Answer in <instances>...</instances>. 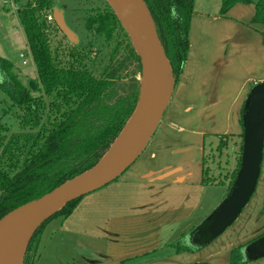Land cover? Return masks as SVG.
<instances>
[{
    "label": "trees",
    "instance_id": "trees-1",
    "mask_svg": "<svg viewBox=\"0 0 264 264\" xmlns=\"http://www.w3.org/2000/svg\"><path fill=\"white\" fill-rule=\"evenodd\" d=\"M143 2L154 22L175 86L188 55L193 0ZM237 2L249 3V0H221V13ZM52 9V0H27L17 10L35 66V79H29L23 86L11 63L0 58V91L8 98L9 108L19 112L16 117L22 130L8 136L9 128L0 122V219L92 169L123 130L139 98L140 84L135 76L128 86L119 87L120 74L127 65L134 64L139 74L140 64L111 9L107 7L103 13L89 15L83 25L85 32L103 37L105 42L111 41L112 33L118 28L127 41L123 57L114 60V53L119 50V43L115 42L109 63L97 75L86 67L83 55L66 52L59 44L52 45L48 30L59 32L54 23L52 27L46 24V15L52 14ZM252 23L264 28V0L256 4ZM241 118L242 111L239 121L242 129ZM223 137L228 138L220 136ZM221 146L219 143L216 150ZM240 156L241 141L228 189L238 170ZM203 176L205 185H223L209 177L206 168ZM82 198L67 204L33 234L25 250L26 254L34 242L32 264L36 261L42 228L55 218L70 216ZM184 237L180 236L177 246L170 245L175 254L197 251L186 246ZM248 243L230 252L228 264H246L242 250Z\"/></svg>",
    "mask_w": 264,
    "mask_h": 264
},
{
    "label": "crops",
    "instance_id": "crops-1",
    "mask_svg": "<svg viewBox=\"0 0 264 264\" xmlns=\"http://www.w3.org/2000/svg\"><path fill=\"white\" fill-rule=\"evenodd\" d=\"M197 15L201 17L197 12L190 21L189 50L181 75L146 146L150 151L148 158L141 159L140 165L136 161L117 180L83 197L70 216L57 221V231L48 242L54 243L58 239L56 243L60 247L68 246L72 252L76 250L88 255L87 258L72 256L73 261L69 256L70 264H80L79 260L87 264H148L141 260L170 248L173 242L169 241L175 230L179 231V237L189 233L194 223L202 221L212 210L214 204L211 203L217 199L216 195L222 193L217 186L224 185L203 184L206 136H226L235 147L241 139L239 121L244 99L254 85L264 81V75L260 79L240 82L227 112L219 115L225 91L211 90V84L215 85V82L210 74L225 68L227 61L221 49H215L209 58L206 49L194 47V25L199 22L202 36L207 27L202 21L204 18L199 21ZM172 98L175 101H171ZM238 99L241 101L236 104ZM218 118L220 122L224 118L220 125ZM229 151L232 159L228 157L227 163L232 171L237 154L232 147ZM221 195L224 197L225 192ZM240 215L226 232V235L236 237L235 242L222 243V248L206 251L198 258H195L196 254L186 252L173 255L172 251L155 258L151 264H228L229 251L245 245L256 234L255 228L248 225L251 216L239 219ZM43 245L41 238L38 251ZM42 258L39 255L36 264L41 260V264L44 263ZM259 264H264V259Z\"/></svg>",
    "mask_w": 264,
    "mask_h": 264
},
{
    "label": "rangeland",
    "instance_id": "rangeland-1",
    "mask_svg": "<svg viewBox=\"0 0 264 264\" xmlns=\"http://www.w3.org/2000/svg\"><path fill=\"white\" fill-rule=\"evenodd\" d=\"M26 1L27 0H0V58L11 63L13 73L23 86L27 85V81L29 79L36 78L35 66L29 53L21 24L17 17V10L23 6ZM258 1L259 0H249V3L237 2L228 11L221 13V0H193V15L199 12V14H201L200 16L204 18L202 21H204L205 25H207L206 30L203 31L204 36H202V31L198 27L199 22L194 25V47H202V49H206L209 58L214 55L215 49H221V53L227 61V66L225 68L218 71L215 70L212 74H210L211 78L215 82V85L211 84V90L220 89L225 91V99L220 102L219 115H224L223 113L227 112L231 102L236 96L237 90L240 87V82L250 78L260 79L264 75V28L260 25L252 23ZM52 3L53 7H57L62 10L65 23L78 37L79 46L78 48H74L60 32L48 30L49 36L52 40V45L59 44L61 49L66 52L71 50L83 55V57H85L84 63L86 67L88 69H93L94 75H97L100 70L109 63V56H111L112 51H115L113 50L115 42L119 43V50L115 51L114 60L121 59L123 57V49L127 44V41L122 37L123 34L118 28L112 33V39L110 42H105L103 37L97 38L92 33L85 32L83 28L86 17L96 13H103L107 10V7L109 6L105 0H52ZM201 17L199 18L197 15L196 19L200 21ZM47 25L52 27V24ZM244 27H248V30ZM195 30H197L198 33ZM257 32L262 35H258ZM20 56H23V58ZM23 62L25 64H23ZM120 75L122 77L119 82L120 88L122 85H124V87L128 86L134 76L138 81L141 79L140 72L139 74L137 73L135 65L132 63L127 65V68ZM248 93L249 91L247 92V95ZM171 101H175V99L172 98ZM240 101L241 99L236 100V104H239ZM8 103V98L0 91V122L9 128V136L10 134L20 133L22 130L19 128L16 117L19 112L16 109H10ZM223 120L224 118H221L220 122V118H218V125H220ZM217 129L220 130L219 127ZM220 136L221 135L217 137L214 135L206 136V156L204 164L205 168L208 170V176L223 183L224 186L217 187H219L218 191L222 192L221 194H224L225 192L226 195L227 192L225 191V186H227L230 173L234 170L236 164V162H234V166H232L231 171V168L227 163L228 157L229 160L232 159L231 152L229 150L232 147L234 148V152L237 154L241 139L237 142L238 144H235V148L230 140L227 141V138H220ZM219 143L222 145L221 149L216 150ZM149 153V149L145 148L137 160V165H140L142 161L146 160ZM139 161L141 162L139 163ZM262 161H264V150ZM262 164L263 170H261L256 190L246 208L243 209L239 218L242 219V217L247 215L251 216V220L248 225H251L249 227L251 229L255 228L256 234L253 238L250 237L248 242L264 234V162ZM221 194L216 195L218 196L217 199L214 203H211L212 205L214 204V206L205 218L223 200L224 197H222ZM59 219L60 218L53 219L44 228H42L40 240L42 238L44 245L36 255L35 264L39 255L44 258V263L42 264H70L69 259L72 256H79L80 258L88 257L87 254L76 250L75 252H72L73 249L68 246L60 247V245H57L56 243L58 239L54 243L48 242V240L50 241V238L55 235L57 231V221ZM202 221L198 222L201 223ZM199 223H194V227H196ZM232 225L211 244L197 252H193V255L196 254L197 256L195 258L201 257L202 253H205L206 251L222 248V243L235 242L236 237L226 235V232L231 229ZM246 225L247 224H245V226ZM179 235V231L175 230L174 235L169 242H173L177 246L180 239ZM33 247L34 242L31 243L28 249L29 251L27 250L25 254L27 245L25 246L21 257V264L33 263ZM233 249H235V247L232 248L228 254H230ZM172 251L173 249L171 247H166L159 252V254L157 253V256H150L141 261L147 263L149 262L148 264H151L155 258ZM81 254L83 255L80 256ZM171 255L172 254H170V256ZM173 255L176 254L174 253ZM69 256L70 258H68ZM261 260L250 264H259V261ZM70 261H73V259L71 258ZM78 262H80V264H87L84 260H82V263L80 260Z\"/></svg>",
    "mask_w": 264,
    "mask_h": 264
},
{
    "label": "water",
    "instance_id": "water-1",
    "mask_svg": "<svg viewBox=\"0 0 264 264\" xmlns=\"http://www.w3.org/2000/svg\"><path fill=\"white\" fill-rule=\"evenodd\" d=\"M105 1L124 29L134 53L139 59L141 75L139 98L130 119L141 105L145 88L149 99L146 121L121 155L110 165L99 170L91 179L76 181L86 173L97 169L105 156L92 169L1 218L0 240L22 227L31 226L25 243L26 246L37 229L67 204L100 190L117 180L140 157L164 115L174 89V80L158 39L154 22L143 0L139 1L145 8L146 22L152 39L147 36L137 17L124 9L120 0ZM52 17L56 28L66 40L77 45L78 37L65 23L62 10L53 7ZM156 47H159L168 64V78ZM241 120V156L235 178L219 205L185 235V244L191 249L201 250L221 236L237 220L255 192L261 172L264 149V81L250 89L242 108ZM242 257L245 263L256 262L264 258V234L244 247Z\"/></svg>",
    "mask_w": 264,
    "mask_h": 264
},
{
    "label": "bare ground",
    "instance_id": "bare-ground-1",
    "mask_svg": "<svg viewBox=\"0 0 264 264\" xmlns=\"http://www.w3.org/2000/svg\"><path fill=\"white\" fill-rule=\"evenodd\" d=\"M122 6L127 12L133 13L137 17L139 23L143 27L145 33L151 38L149 26L146 22V11L144 6L139 0H120ZM152 39V38H151ZM157 53L163 64V69L167 78L169 77V67L163 57V53L156 47ZM149 110V99L146 94V90H143L142 102L138 110L135 112L133 117L127 123L122 133L119 135L115 143L111 146L105 157L100 162L97 169L86 173L81 178L77 179H91L99 170L104 169L110 165L115 159L121 155L126 147L131 142L132 138L137 132L143 127ZM75 181V182H76ZM31 226L22 227L0 240V264H21V257L25 247V243Z\"/></svg>",
    "mask_w": 264,
    "mask_h": 264
},
{
    "label": "built area",
    "instance_id": "built-area-1",
    "mask_svg": "<svg viewBox=\"0 0 264 264\" xmlns=\"http://www.w3.org/2000/svg\"><path fill=\"white\" fill-rule=\"evenodd\" d=\"M53 23H54V21H53L52 14L48 13L46 15V24H53ZM20 57L23 58V56H20ZM23 64H25V63L23 62Z\"/></svg>",
    "mask_w": 264,
    "mask_h": 264
},
{
    "label": "flooded vegetation",
    "instance_id": "flooded-vegetation-1",
    "mask_svg": "<svg viewBox=\"0 0 264 264\" xmlns=\"http://www.w3.org/2000/svg\"><path fill=\"white\" fill-rule=\"evenodd\" d=\"M63 36V35H62ZM64 37V36H63ZM65 38V37H64ZM66 39V38H65Z\"/></svg>",
    "mask_w": 264,
    "mask_h": 264
}]
</instances>
